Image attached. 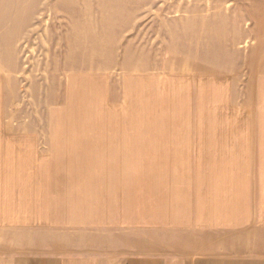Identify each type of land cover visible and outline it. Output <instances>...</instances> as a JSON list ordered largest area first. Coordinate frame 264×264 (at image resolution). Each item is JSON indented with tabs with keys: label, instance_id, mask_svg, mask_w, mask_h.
Listing matches in <instances>:
<instances>
[{
	"label": "crops",
	"instance_id": "1",
	"mask_svg": "<svg viewBox=\"0 0 264 264\" xmlns=\"http://www.w3.org/2000/svg\"><path fill=\"white\" fill-rule=\"evenodd\" d=\"M16 1L0 0V21L27 10ZM156 2L68 0L64 35L96 38L118 62L131 51L137 80L156 67L142 54L171 50L172 39L197 70L221 68L204 56L217 60L227 44L230 66L252 70L254 108L244 94L240 108L225 98L226 112H205L198 94L195 123L0 124V264H264V24L250 33L245 15L192 13L160 21L161 42L146 12ZM4 32L0 92L21 76Z\"/></svg>",
	"mask_w": 264,
	"mask_h": 264
},
{
	"label": "rangeland",
	"instance_id": "2",
	"mask_svg": "<svg viewBox=\"0 0 264 264\" xmlns=\"http://www.w3.org/2000/svg\"><path fill=\"white\" fill-rule=\"evenodd\" d=\"M20 1L28 2L27 10L13 7L10 19L0 21V34L5 31L6 38L16 44L21 61V76L9 78L2 85L0 124L195 123L197 103L200 105L198 94H203L201 107L205 112L212 107L220 113L226 112L223 109L230 107L229 104L230 109L240 108L244 94L252 99L246 102L247 107L254 108L257 98L253 99L247 90L248 74L252 70L230 66L236 60L235 56H228L232 46L225 44L226 51L217 60L210 52L205 53V65L216 61L221 68L197 70L186 67L193 57L183 54L172 39L171 50L160 46L155 53L142 54L140 64L156 67H140L139 73L145 79L137 80L138 70L133 67L131 51L125 60L118 62L117 53L98 51L96 38L64 35L67 31L60 18L70 7L68 0L16 2ZM156 1L146 12L155 20L151 31L157 32V41L161 42L165 30L159 29L160 21L192 13L205 19L245 15L250 25L244 30L250 33H257L260 28L255 26V21L264 24V0ZM253 17L255 20L251 21ZM210 32L232 34L233 31L205 30V34ZM251 45L246 44L245 49ZM225 98L229 102L227 106ZM249 116L247 123H260L258 116ZM227 118L219 117L218 123H228Z\"/></svg>",
	"mask_w": 264,
	"mask_h": 264
}]
</instances>
